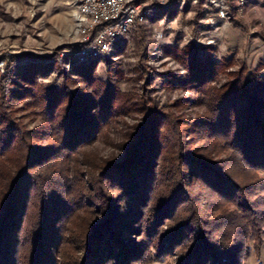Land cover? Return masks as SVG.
<instances>
[{"label":"trees","instance_id":"obj_1","mask_svg":"<svg viewBox=\"0 0 264 264\" xmlns=\"http://www.w3.org/2000/svg\"><path fill=\"white\" fill-rule=\"evenodd\" d=\"M203 58L197 49L189 61ZM27 66L18 94L40 119L38 129H24L12 110L2 108L8 88L0 81V264H132L144 252L150 260L174 256L173 264H236L248 247L258 248L264 225V74L240 67L219 89L209 86L203 69L199 80L198 72L173 79L205 94L209 87L214 98L199 97L205 113L183 120L180 129L170 113L141 97L136 106L142 121L130 130L120 160L94 165L84 148L106 136L121 107H129L127 97L114 104L112 95L122 93L93 75L90 62L74 66L73 76L65 73L58 84L37 80L50 65L42 71ZM89 80L105 91L83 95L69 87ZM192 126L199 129L192 133ZM163 150L170 155L163 154L161 164ZM168 160L172 166L164 165ZM192 176L209 196H190L186 184ZM122 198L131 206L118 214L114 207ZM91 207L101 217L94 222L86 213L85 224L72 226L75 213ZM172 213L179 220L162 228ZM125 218L137 219V227L145 222L137 247L126 238Z\"/></svg>","mask_w":264,"mask_h":264},{"label":"rangeland","instance_id":"obj_2","mask_svg":"<svg viewBox=\"0 0 264 264\" xmlns=\"http://www.w3.org/2000/svg\"><path fill=\"white\" fill-rule=\"evenodd\" d=\"M73 7L74 0H0V81L8 88L3 91L2 108L12 110L13 119L26 130L37 128L41 121L33 109L26 107L21 100L18 94L21 85L19 77L27 69L29 71L28 64L38 65L41 71L45 69L44 66L50 65L47 76L37 79L46 84H58L65 73L73 74V67L77 65L70 54L76 46L71 18ZM111 43L108 53L90 60L89 68L93 75L108 81L112 88H118V93H122L112 95L117 97V100H113L114 104L126 96L124 104L129 107H121L105 128L104 138L99 136L84 148L90 158L94 157L91 159L94 165L111 158L120 160L123 155L121 147L128 142L130 130L142 121V114L136 106L141 97L149 104L153 100L163 114L170 113L180 129L183 126L179 123L183 120L191 121L205 113L206 102L199 101V97L203 94V98L207 97L206 101L212 100L215 94H210L209 87L205 94L199 91L201 88L193 85L183 87L174 83L173 79L188 80L198 72L194 78L199 80V71L202 73L204 70L210 75L209 86L219 89L227 87L234 80L240 67L264 74V1L248 3L238 12L230 5L228 17L223 19L217 16L210 0H170L164 7L150 4L148 15ZM197 49L200 56L205 58L194 64L189 59ZM69 87L83 95L91 89L92 92L95 90L97 96L105 91V88L90 80L72 82ZM162 119L158 118V123ZM191 128L192 133L199 129L198 126ZM163 152L160 151L157 160L161 164L163 154L165 158L170 155ZM218 156L222 157L223 154ZM83 158L78 156L80 161ZM171 160L164 165L172 166ZM79 169H84V166ZM256 175L261 176V172L257 171ZM186 191L190 196H199L204 188L192 176L187 181ZM204 193L206 196L210 194L209 191ZM109 194L114 195L115 191ZM125 200L120 199L118 206L114 207L118 214L131 206ZM200 201L201 198L196 200L197 203ZM91 208L92 213L87 212L88 207L86 212H76L72 226L85 224L84 218L88 221V215L94 222L101 217L95 213V207ZM205 211L201 214H205ZM142 220L137 227V219L125 218V226L129 229L126 238L131 240L129 243H134L131 245L133 247L140 241L141 226L145 223ZM178 220V214L172 213L162 228ZM145 237L146 234L142 235V240ZM178 248L174 252L175 258L181 250ZM242 253L236 264H264V225L261 227L258 248L248 247ZM77 256H80L79 251ZM173 257L150 260L144 252L141 259L132 264H173Z\"/></svg>","mask_w":264,"mask_h":264},{"label":"built area","instance_id":"obj_3","mask_svg":"<svg viewBox=\"0 0 264 264\" xmlns=\"http://www.w3.org/2000/svg\"><path fill=\"white\" fill-rule=\"evenodd\" d=\"M264 0H210L217 16L228 17L230 5L238 12L248 3ZM170 0H74L71 13L75 48L70 52L76 64L90 62L108 53L111 42L148 15V7L168 5Z\"/></svg>","mask_w":264,"mask_h":264}]
</instances>
